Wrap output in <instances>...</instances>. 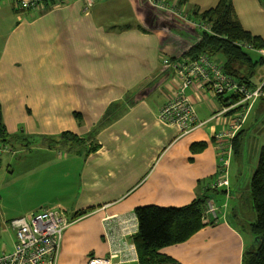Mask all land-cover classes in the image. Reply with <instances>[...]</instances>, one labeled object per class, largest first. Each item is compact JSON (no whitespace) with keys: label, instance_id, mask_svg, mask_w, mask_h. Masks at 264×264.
<instances>
[{"label":"crops","instance_id":"0c3cea01","mask_svg":"<svg viewBox=\"0 0 264 264\" xmlns=\"http://www.w3.org/2000/svg\"><path fill=\"white\" fill-rule=\"evenodd\" d=\"M218 1L190 0L182 6V16L166 20L145 0H96L90 9L85 0H65L53 7L51 0L28 10L19 9L16 0H0L2 122L12 146L15 143L23 149L24 142L39 143L34 165L41 160V168L34 171L40 174L34 187L41 198L19 212L20 217L59 209L73 218L78 211L93 208L73 218L66 228L59 264H88L89 257L106 256L113 246L120 249L113 264H141L135 236L127 240L122 236L127 222L135 215L138 219L136 209L181 207L202 195L214 201L219 211L227 212L217 222L208 216L209 222H203L188 240L164 246L160 252L171 257L166 264H244V255L256 236L251 228L244 235L228 215L240 208L248 191L252 198L251 180L264 140L254 146L244 193L238 184L240 152L233 149L234 137L226 136L242 108L234 106L223 112L234 98L215 96L207 85L194 82L186 95L203 125L181 134L179 126L159 118L160 110L181 85L165 59H179L195 39H201L200 30L185 22L197 20L196 11ZM233 3L243 27L264 36V0ZM260 82L250 79V86ZM116 102L125 103L124 110L90 138L109 105ZM252 114L264 117V99L253 103L236 132H242L243 140ZM64 131L84 137L83 146L73 148L71 138L63 144L53 142ZM223 133L224 137L217 138ZM92 141L100 148L87 155ZM65 143L71 144L66 150L69 158L57 155ZM11 149L0 156V164L4 155L19 151ZM227 154L229 187L214 188L213 183L224 176ZM61 164L66 167L56 170ZM51 168L66 181L49 178L51 172L44 177ZM32 186L27 179L25 188Z\"/></svg>","mask_w":264,"mask_h":264},{"label":"trees","instance_id":"16d2710c","mask_svg":"<svg viewBox=\"0 0 264 264\" xmlns=\"http://www.w3.org/2000/svg\"><path fill=\"white\" fill-rule=\"evenodd\" d=\"M188 2L189 0H180L181 4ZM235 12L233 0H219L212 8L202 12L196 11L195 15L198 18L207 20L212 25L214 33L204 32L201 39L184 56L194 59L201 54H208L214 58L221 54L225 57L222 64L223 70L239 81L251 85L250 77L254 72V68L264 63V57L259 56V58L255 59L251 51L237 45L236 42L247 41L255 48H262L264 47V36L256 35L246 30L236 18ZM245 67L246 71H243L242 69ZM219 96L223 97L222 95ZM231 98L236 101L239 100L237 95H231L229 99ZM124 107L125 103L123 104V102L111 103L103 120L93 129L89 137H94L101 127L118 117ZM76 116L80 119L79 113ZM59 137L65 141L71 138L73 144H83L85 142L84 137H79L70 131L62 132ZM0 138L4 142H11L5 132L1 109ZM60 139L53 142L60 143ZM242 143L243 134L239 132L232 141L235 152H240ZM199 145L204 146L205 143H200ZM99 148L100 144L92 141V145L86 153L88 155ZM251 194L257 218L255 222L250 224V228L256 236V240L251 249L245 253L243 263L264 264V146L260 149L259 161L252 176ZM207 201L208 196L202 195L181 207L157 205L138 207L136 213L139 219V233L134 236L141 264H166L170 262L171 257L165 256L160 250L164 246L188 240L205 225L202 221V215ZM92 210L93 208L78 211L73 218L81 217Z\"/></svg>","mask_w":264,"mask_h":264},{"label":"built area","instance_id":"2783aa9c","mask_svg":"<svg viewBox=\"0 0 264 264\" xmlns=\"http://www.w3.org/2000/svg\"><path fill=\"white\" fill-rule=\"evenodd\" d=\"M40 2L41 0H21V6L22 8L30 9L36 7ZM152 5L166 10L162 3H152ZM200 28L211 32L209 26ZM236 43L248 50L253 49L245 41ZM258 52L264 57V49H259ZM171 67L181 80V85L174 96L162 107L159 118L166 123L179 126L181 134H188L204 123L199 120L193 104L186 95V90L194 82H201L207 85L215 96L235 94L239 97L238 104L244 103L246 105L239 113L238 122L226 134L229 138H233L241 128V124L245 120L252 104L261 96L264 97V81L252 88L247 83L241 82L227 74L223 70L222 65L208 54H201L192 60L178 61L173 63ZM234 106L236 104L232 102L223 109V112L229 111ZM224 136V133L218 134L217 138L221 139ZM4 151H6V147L0 142V153ZM229 157L230 155L227 154L223 161L225 167L224 176L213 183L214 188L229 187V180L226 176ZM206 207L209 211L205 212H212L218 218L216 211H219V209L213 201H208ZM72 221L73 219L65 211L59 209H44L31 215L13 218L10 225L14 230L16 239L14 250L11 253L0 251V264H59L64 233ZM138 229L139 222L135 215L127 222V226L122 228V236L127 240L126 238L129 236L137 234ZM119 252L120 249L113 246L106 256L94 255L89 257L88 264H113V259L117 257Z\"/></svg>","mask_w":264,"mask_h":264},{"label":"rangeland","instance_id":"374dc122","mask_svg":"<svg viewBox=\"0 0 264 264\" xmlns=\"http://www.w3.org/2000/svg\"><path fill=\"white\" fill-rule=\"evenodd\" d=\"M50 1L51 0H41L40 5L42 3L48 4V2ZM52 1H53L51 5L52 7L61 6L65 2V0H56V1L52 0ZM95 1L96 0H92V1L85 0L86 9H90L94 5ZM145 1L147 5L150 8H152L154 13H156V11L159 12L157 13L158 16L159 17L162 16L161 19H166V20L169 19V16L171 17L173 15L182 16L181 15L183 13L182 6L185 5V4H181L180 0H174L173 5L169 4L167 0H154L152 2L151 0H145ZM152 3L154 4L162 3L164 5V9L166 10L155 7L152 5ZM109 4L110 3H107V5ZM47 7L48 6L46 5L45 9ZM204 10L206 9L200 10L199 12H202ZM124 16L122 15L123 18ZM196 19L197 20L194 21L186 20L185 23L187 24L191 23L193 24V26L199 29L200 37L203 36L204 32H208V31H204L200 27L209 26L211 28V32L208 33H214L212 25L207 20H203L202 18H196ZM119 23L121 24L120 21L116 22L117 25ZM196 42H198V39H195V43ZM250 45L253 47V49L250 51L253 52L252 55L255 59L259 58V56H262L259 54L258 50L264 49V47L255 48L252 44ZM219 55L221 56L220 57L221 61L217 58V56L214 57V59L222 65V63L225 60L224 59L225 57L221 54ZM188 59L192 60L193 58H189L188 56L183 55L179 59H172V60L165 59L164 63L172 66L173 63H176L178 61H186ZM263 78H264V63L259 64L258 66L255 67L254 72L252 73L250 79L254 82H260L262 81ZM261 83L262 82H260V84ZM259 99H264V97L261 96ZM251 107L248 113L250 112ZM245 133L246 134L244 136L243 143L241 144V150L238 155L240 156V158L238 159L239 160L238 163H240V171H241V175H240L241 179H239L238 184L241 186V191L244 190V193H245V189H247L246 188L247 183L249 184V179L247 176H249V172L251 171L252 168L251 166L253 165V158L255 156V153H253L254 146L258 143L259 140H264V117L263 116L259 117L258 114H252L249 119V122L246 125ZM0 141L1 144H3L6 147V151L0 153V156L5 152L7 153L13 146L15 147V149H18L15 143H13L12 146L11 145L12 143L9 144L7 142H4L1 140V138ZM62 141L64 142V140L63 139L61 140L60 142L61 144H63ZM24 144L25 145H23V149H18L19 151L18 152L16 151L17 153L14 156H10L11 155L10 153L4 155L2 158L3 159L2 163L0 164V251L4 253H11L14 250V244L16 239H15L14 230L10 225L11 220L13 218L20 217L19 212H22L26 208L31 207L35 203V201H38L41 198V195L37 194L38 189L35 191V187H34V185L36 184L38 185V180L40 178L39 177L40 174H38L37 176L35 175L34 171H37L41 168V164H40L41 160L38 159L36 165H34L33 163L34 155L39 151L38 148L39 143L37 142L35 143V141L31 140L30 145L29 143L26 142H24ZM78 145L83 146V144H74L73 148L77 147ZM70 147L71 144L65 143L64 146L60 148L59 152H57V155H62L64 157L69 158L70 155L69 153L66 152V150H68ZM242 147H243V152H244V147L246 148V151L244 152L243 155H241V153H243ZM15 149L14 150L11 149V151L13 150V152H15ZM69 151H72V148ZM71 155H75V154L73 153ZM37 165H39V168L37 167ZM233 165L236 166V157H233ZM64 167H66V165L64 164L58 165L56 170ZM56 170H54V168L49 169V171L44 173V177H46L51 172L49 178H58L60 182L62 183L65 182L66 178L61 177V175L56 173ZM27 179H30L33 182V186L31 188H25V182ZM208 201H212V200H208ZM249 204L252 206V211L251 208L249 207ZM206 205L202 215L203 222H209L208 216L212 218L213 222H217L219 221L220 215L222 218L223 217L222 214L227 212V211H216L218 214V218H217L214 216L212 212H205V211H209ZM70 218L73 219L72 217ZM256 218L257 215L254 209L253 200L251 198L250 192L248 191V194L244 196V198L240 203V208L236 209L230 215H228V220L231 221V223L234 226L239 227L240 230L242 229L244 235H246V231L250 229L249 226L250 223L255 222ZM250 233L252 234L251 230Z\"/></svg>","mask_w":264,"mask_h":264},{"label":"bare ground","instance_id":"6f19581e","mask_svg":"<svg viewBox=\"0 0 264 264\" xmlns=\"http://www.w3.org/2000/svg\"><path fill=\"white\" fill-rule=\"evenodd\" d=\"M16 3L18 5L19 9H21V10H28V9L22 8V6H21V0H16ZM39 5H40V3L37 6H39ZM231 95H235V94H230V96ZM234 103L236 104V106H239L240 105V107L242 108V110L244 109V107H246V105L244 103L238 104V100L235 101Z\"/></svg>","mask_w":264,"mask_h":264}]
</instances>
